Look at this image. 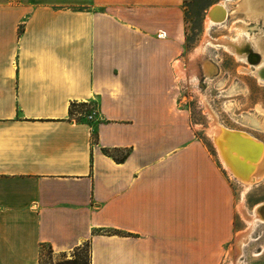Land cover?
Here are the masks:
<instances>
[{
	"label": "crops",
	"instance_id": "crops-1",
	"mask_svg": "<svg viewBox=\"0 0 264 264\" xmlns=\"http://www.w3.org/2000/svg\"><path fill=\"white\" fill-rule=\"evenodd\" d=\"M183 4L0 0V264L85 243L90 264H222L233 191L178 104Z\"/></svg>",
	"mask_w": 264,
	"mask_h": 264
},
{
	"label": "rangeland",
	"instance_id": "rangeland-1",
	"mask_svg": "<svg viewBox=\"0 0 264 264\" xmlns=\"http://www.w3.org/2000/svg\"><path fill=\"white\" fill-rule=\"evenodd\" d=\"M222 2L229 11V18L222 25L210 27L208 36L214 41L219 38L235 39L239 33L238 28H242L243 36L249 40L255 54L264 59V0H184L186 43L182 62L186 65L188 76L185 75L181 79L178 77L177 84L179 107L190 113L195 136L208 147L221 167L217 150L214 144L212 145V119L208 111L212 112L221 125L250 133L264 143V128H252L246 125L244 120L248 115L259 124L263 122V114L258 112L264 111L263 81L247 70L251 69L248 64L222 47L205 45L202 50L198 49L205 36L207 11L212 5ZM251 59L250 63L257 65L258 62H253L254 58ZM89 110L94 114V122L97 121L96 102L93 101ZM72 119L87 120L84 115H75ZM223 170L233 191L235 232L225 247L222 264H235L236 260L239 264H264V223L256 222L250 226L243 216V211L253 214L255 207L264 203V178L245 190L243 185L224 168ZM249 228L248 242L243 246L239 245L236 236L247 232ZM237 248L240 255L236 257ZM41 254L40 264H59L74 259H78L77 264H88L86 247L79 251L52 255L47 247H43Z\"/></svg>",
	"mask_w": 264,
	"mask_h": 264
},
{
	"label": "bare ground",
	"instance_id": "bare-ground-1",
	"mask_svg": "<svg viewBox=\"0 0 264 264\" xmlns=\"http://www.w3.org/2000/svg\"><path fill=\"white\" fill-rule=\"evenodd\" d=\"M210 10H212L211 14L207 16ZM228 18L229 11L223 2L214 4L210 7L206 13L205 36L202 45L198 48L199 51L202 50L205 45L222 47L236 56L239 60L248 64L251 69H246L264 83V59H261L259 55L255 54L256 52L253 50L251 43L243 36L244 29L237 27L239 33H237L235 39L232 38L230 40L219 38L214 41L208 36L207 31L210 27L222 25L227 22ZM251 58L255 59L253 62H258L257 65L250 63ZM176 71L179 77H182L185 73V69L181 65L179 67L176 66ZM208 112L212 119L210 135L221 162L230 172V175L243 185L245 190H248L249 187L258 184L264 178V143L250 133L230 129L221 125L212 112ZM258 112L263 114L264 117V111L258 110ZM244 118L246 125L257 129L264 128V118L262 124H259L252 116L247 115ZM243 216L245 220L250 223V226L256 222L264 223V203L258 205V207L254 209L253 214H247L243 211ZM249 231L250 228L247 232L237 235L236 241L239 245L243 246L248 242ZM239 255L240 251L237 248L236 257ZM235 262V264H239L238 260Z\"/></svg>",
	"mask_w": 264,
	"mask_h": 264
},
{
	"label": "trees",
	"instance_id": "trees-1",
	"mask_svg": "<svg viewBox=\"0 0 264 264\" xmlns=\"http://www.w3.org/2000/svg\"><path fill=\"white\" fill-rule=\"evenodd\" d=\"M93 105V102H87V103H71L70 106H69V117L72 118L73 116L75 115H79V116H88L91 111L89 110L90 106ZM82 122H85L87 124H90L92 125L93 122H90V121H82ZM93 136L94 138H96V134L95 132H93ZM104 153L106 155H111V153L109 151H106V150H103ZM128 155V151L124 153L122 159L126 158V156ZM106 234L110 235V234H118V232H110V231H106L105 232ZM43 247H46V246H41V249ZM83 247H86L87 250H88V264H90V254H89V244L88 243H85L83 244L82 246H79L77 248H75L73 251H79L81 250ZM48 251H49V254L52 255L53 252L51 250L50 247L47 248ZM41 252H40V255H39V264H40V260H41ZM78 263V259H74L72 261H69V260H65L63 262H60L59 264H77Z\"/></svg>",
	"mask_w": 264,
	"mask_h": 264
},
{
	"label": "built area",
	"instance_id": "built-area-1",
	"mask_svg": "<svg viewBox=\"0 0 264 264\" xmlns=\"http://www.w3.org/2000/svg\"><path fill=\"white\" fill-rule=\"evenodd\" d=\"M86 119L89 120V121H93L94 122V114L93 113H90L88 116H86Z\"/></svg>",
	"mask_w": 264,
	"mask_h": 264
},
{
	"label": "water",
	"instance_id": "water-1",
	"mask_svg": "<svg viewBox=\"0 0 264 264\" xmlns=\"http://www.w3.org/2000/svg\"><path fill=\"white\" fill-rule=\"evenodd\" d=\"M211 11H212V10H210V11H209V13L207 14V16H210V14H211Z\"/></svg>",
	"mask_w": 264,
	"mask_h": 264
},
{
	"label": "flooded vegetation",
	"instance_id": "flooded-vegetation-1",
	"mask_svg": "<svg viewBox=\"0 0 264 264\" xmlns=\"http://www.w3.org/2000/svg\"><path fill=\"white\" fill-rule=\"evenodd\" d=\"M250 60H252V59H250Z\"/></svg>",
	"mask_w": 264,
	"mask_h": 264
}]
</instances>
